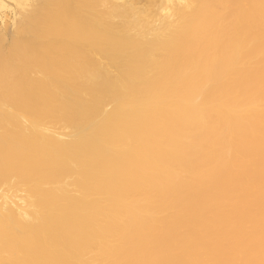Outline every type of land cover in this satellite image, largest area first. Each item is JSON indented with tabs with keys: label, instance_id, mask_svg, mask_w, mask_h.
<instances>
[{
	"label": "bare ground",
	"instance_id": "obj_1",
	"mask_svg": "<svg viewBox=\"0 0 264 264\" xmlns=\"http://www.w3.org/2000/svg\"><path fill=\"white\" fill-rule=\"evenodd\" d=\"M0 264H264V0H0Z\"/></svg>",
	"mask_w": 264,
	"mask_h": 264
},
{
	"label": "rangeland",
	"instance_id": "obj_2",
	"mask_svg": "<svg viewBox=\"0 0 264 264\" xmlns=\"http://www.w3.org/2000/svg\"><path fill=\"white\" fill-rule=\"evenodd\" d=\"M10 16H11V15H10ZM6 21H9V18H8V19L6 18Z\"/></svg>",
	"mask_w": 264,
	"mask_h": 264
}]
</instances>
